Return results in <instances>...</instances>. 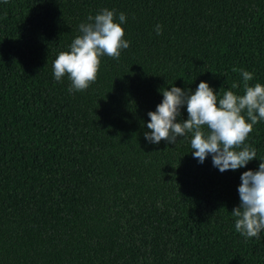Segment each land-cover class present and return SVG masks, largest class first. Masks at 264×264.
I'll return each mask as SVG.
<instances>
[{
	"label": "trees",
	"instance_id": "16d2710c",
	"mask_svg": "<svg viewBox=\"0 0 264 264\" xmlns=\"http://www.w3.org/2000/svg\"><path fill=\"white\" fill-rule=\"evenodd\" d=\"M105 8L130 46L69 92L54 60ZM241 70L264 85V0H0V264H264V230L248 239L231 214L264 120L257 159L224 172L191 133L144 136L161 89L244 95Z\"/></svg>",
	"mask_w": 264,
	"mask_h": 264
},
{
	"label": "clouds",
	"instance_id": "9594fccd",
	"mask_svg": "<svg viewBox=\"0 0 264 264\" xmlns=\"http://www.w3.org/2000/svg\"><path fill=\"white\" fill-rule=\"evenodd\" d=\"M118 20L115 10L107 8L94 17L90 15L88 22L79 25L80 35L74 38L69 50L58 54L53 63L54 76L60 81L67 74L71 81L69 92L86 90L95 82L102 56L119 59L121 50L129 48L122 27L126 15L121 12ZM162 31V26L157 24L156 34ZM241 75L244 95L228 90L218 99L216 91L204 81L194 93L176 86L161 89L163 101L148 113L150 132L144 133L145 139L154 144L161 141L177 144L178 138L191 133V149L200 163L211 155L213 166L221 172L246 167L257 159L256 149L245 141L253 126L264 120V85L250 86L251 72L241 70ZM185 105L188 118L178 122ZM240 179V204L231 211L235 229L248 239L258 238L264 230V161L257 170L243 172Z\"/></svg>",
	"mask_w": 264,
	"mask_h": 264
}]
</instances>
